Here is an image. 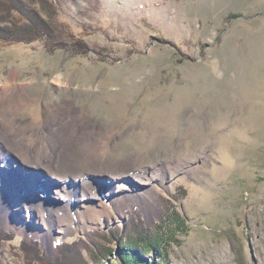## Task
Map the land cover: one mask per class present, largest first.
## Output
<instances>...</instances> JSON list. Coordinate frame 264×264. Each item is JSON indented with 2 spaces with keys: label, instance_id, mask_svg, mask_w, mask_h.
Instances as JSON below:
<instances>
[{
  "label": "rangeland",
  "instance_id": "rangeland-1",
  "mask_svg": "<svg viewBox=\"0 0 264 264\" xmlns=\"http://www.w3.org/2000/svg\"><path fill=\"white\" fill-rule=\"evenodd\" d=\"M51 1L68 35L57 46L44 36L0 42V85L19 73L44 103L81 109L136 183L166 178L153 210L134 202L52 236L5 197L0 264H66L75 255H60L62 240H83L75 249L85 264H184L194 250L203 262L212 246L230 256L216 264H264V0ZM114 167L88 175L102 187ZM17 171L6 170L12 185H25ZM74 173L85 186L87 171Z\"/></svg>",
  "mask_w": 264,
  "mask_h": 264
},
{
  "label": "bare ground",
  "instance_id": "bare-ground-1",
  "mask_svg": "<svg viewBox=\"0 0 264 264\" xmlns=\"http://www.w3.org/2000/svg\"><path fill=\"white\" fill-rule=\"evenodd\" d=\"M31 84V81L19 82V73H12L0 85V200L3 199L0 203L6 207V197L17 204L18 207L11 208L25 211L31 223L46 228L48 236L99 225L105 214L122 211L134 202L153 210V195L162 190L165 174L140 176L139 184L136 183L127 175L129 170H124L126 165L109 158L107 136L94 125L86 126L89 120L81 109L68 101L44 103L39 96L29 93ZM15 163L24 174L17 176L26 181L25 185L20 182L21 186L12 185L7 175L6 170ZM112 163L121 172H112L113 176L108 178L111 180L98 187L100 183L88 175H91L90 167L108 174L106 170ZM77 170L87 171L85 175L89 178L81 181L85 184L82 188L72 182ZM35 173L37 177L33 176ZM52 182L57 184L50 187ZM28 184L32 187L27 188ZM141 189L144 190L139 192ZM31 190L37 197L29 193ZM255 251L259 256L256 244ZM203 254L204 261L200 262L198 250H194L184 264H216L230 259L224 248L206 247Z\"/></svg>",
  "mask_w": 264,
  "mask_h": 264
},
{
  "label": "trees",
  "instance_id": "trees-1",
  "mask_svg": "<svg viewBox=\"0 0 264 264\" xmlns=\"http://www.w3.org/2000/svg\"><path fill=\"white\" fill-rule=\"evenodd\" d=\"M33 1L34 0H0V42L4 44L26 42L28 40L32 41L39 39L40 36H44L50 44L57 46L58 42H60L59 39L64 40V38L68 35V29H66L65 26L55 23V20L52 18L57 10L54 3L51 0H37L41 4L42 10H36ZM69 38L72 40L76 39L72 36V34H70ZM58 47H60V45ZM94 233L97 235V231ZM0 234H2L1 230ZM77 242L78 240L73 244H68L66 241L62 240L55 245V247L59 249L60 255L66 252L75 255V257L66 264L84 263L83 260V263L81 261L82 257L76 252L78 250L75 249L76 244L81 245L83 240L81 242ZM23 244L28 246L27 241L23 242ZM29 245L34 250L32 251L33 255L36 256L40 254L38 253L35 244ZM88 246V249H90V251L93 250V252L96 251V248H99L98 245L94 244H89ZM77 261L80 262L78 263ZM59 263V261L56 262V264Z\"/></svg>",
  "mask_w": 264,
  "mask_h": 264
}]
</instances>
